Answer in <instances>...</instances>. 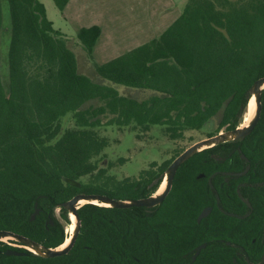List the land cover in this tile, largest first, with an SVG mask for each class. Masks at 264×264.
I'll return each instance as SVG.
<instances>
[{
  "label": "trees",
  "instance_id": "1",
  "mask_svg": "<svg viewBox=\"0 0 264 264\" xmlns=\"http://www.w3.org/2000/svg\"><path fill=\"white\" fill-rule=\"evenodd\" d=\"M53 1L61 11L69 0ZM6 3L10 39L6 84L0 79V231L44 248L57 249L64 243V228L55 211L68 220L60 204L77 194L125 201L146 198L156 188L147 190L157 174L151 169L124 180L99 169L98 159L108 142L96 129L116 126L145 134L158 126L176 141L183 132L200 131L217 118L215 133L233 131L249 89L264 77V0H187L157 39L92 67L94 78L79 72L73 49L91 58L99 27L81 28L71 39L53 28L39 0ZM1 4L0 0V30ZM117 87L153 94L136 100ZM93 101L99 104L86 106ZM260 104L251 134L205 149L199 156L236 145L251 171L264 181V89ZM67 115L74 127L61 130ZM195 158L178 168L177 181L186 177L185 167ZM171 161L160 166L159 173ZM86 176L89 181L82 182ZM35 205L39 214L30 221ZM140 209L83 204L77 210L79 233L65 255L42 258L0 243V264H174L202 243L206 247L193 264H230L234 254L224 242L238 238L246 245L244 238L252 231L260 234L264 224V217H250L239 237L230 231L234 219L225 214H212L196 224L194 213L193 227L181 228L177 212L146 214ZM8 249L24 255L5 256Z\"/></svg>",
  "mask_w": 264,
  "mask_h": 264
},
{
  "label": "rangeland",
  "instance_id": "2",
  "mask_svg": "<svg viewBox=\"0 0 264 264\" xmlns=\"http://www.w3.org/2000/svg\"><path fill=\"white\" fill-rule=\"evenodd\" d=\"M39 1L44 5L47 18L52 22L53 28L71 39H75L81 28L90 26L100 28L101 34L95 42L91 58L88 59L77 47L73 49L77 56L79 72L94 78L92 67L109 62L124 49L134 48L139 43L149 42L152 37H159L177 16L176 3L179 0H69L61 11L58 10L53 0ZM1 2L3 22L0 30V79L5 85L8 74L6 57L10 39V21L6 0H1ZM93 81L98 82L95 79ZM117 89L121 94L136 100H144L153 94L142 90H125L121 87ZM98 104L93 101L87 103L86 106H97ZM246 108L247 106L238 118V127H242ZM217 120V118L210 120L200 131L183 132L182 137L176 141L169 139L164 129L158 126H153L145 134L131 128L116 126L96 129L97 134L106 138L108 142V147L103 150L98 159V168L107 170V175L116 180L137 177L139 173L146 171L151 163H155L158 167L170 160L174 154L206 139L209 133L215 132ZM61 125V130L74 127L68 115ZM86 181H89L87 176L82 178V182ZM55 214L56 219L64 228L65 239H68L71 226L69 214L66 221L60 219L59 210H56ZM0 243L14 246L16 249H27L21 245L18 246L16 241L10 238H3Z\"/></svg>",
  "mask_w": 264,
  "mask_h": 264
},
{
  "label": "flooded vegetation",
  "instance_id": "3",
  "mask_svg": "<svg viewBox=\"0 0 264 264\" xmlns=\"http://www.w3.org/2000/svg\"><path fill=\"white\" fill-rule=\"evenodd\" d=\"M225 131L227 130L221 129L218 133ZM218 133H209L207 137L215 136ZM202 151L203 150L189 158L193 159L196 157L197 159L195 158L194 162L189 163L185 167V178L177 181L174 175L170 189L159 205L150 208L141 207L140 210H144L146 214L153 213L154 211L177 212L176 221L178 222L177 225H180L181 228H187L188 226L190 228L191 226L193 227L194 213H198L195 219L196 224H199L207 217L209 218L212 214H225V216L234 219L235 227L230 231L241 237L242 233L244 234V229H242L244 222L252 216L264 217V181L261 182L258 180L259 176L251 171L252 166L244 155L243 150L236 145L217 147L212 151L210 150L211 152L209 151V153L199 156ZM181 152L176 155L174 154L171 157L172 161ZM189 159L182 165L186 164ZM160 166H153L152 168L149 166L147 168V170L151 169L157 174L152 182L147 185V190H151L154 186H156V188L146 198L157 194L164 188L163 180H166L165 171L168 166L159 173ZM161 185H163L162 188ZM157 189L158 192L156 193ZM79 205L82 206L83 204L79 203ZM93 205L103 206L104 204L101 205L96 203ZM104 207L107 206L104 205ZM201 213L207 214L197 221ZM70 227L72 228V225ZM252 232L253 233L250 232L247 237L244 238L246 245L242 246L238 238L232 242H224L226 246L232 248V253L234 254L230 264H259L262 256H264V251L262 250L260 252L259 250L260 247L264 246V224L260 234L258 231ZM249 238H251L250 243L247 242ZM217 241H219L217 243L220 244L222 239ZM202 244H205L206 247V243ZM17 245L19 246V244ZM196 248L192 249L190 252H184L181 258H176V264H193L197 256L204 249L202 248L200 250L194 262L191 263L192 256L196 253ZM218 249L222 250L221 246H218ZM169 263L171 264V262Z\"/></svg>",
  "mask_w": 264,
  "mask_h": 264
},
{
  "label": "water",
  "instance_id": "4",
  "mask_svg": "<svg viewBox=\"0 0 264 264\" xmlns=\"http://www.w3.org/2000/svg\"><path fill=\"white\" fill-rule=\"evenodd\" d=\"M263 84H264V77L255 81L252 84L251 88L249 89V91L246 95V98H247L246 101L247 102L249 101V99L252 98V96L255 97V99H254L255 113H254V116L252 117L251 121L249 122V124L246 127L245 126L244 127H238L236 129H234L233 131H229V132L225 131L222 133H218L217 135L212 136V137L209 136L206 139H203V140L195 143L194 145L192 144L189 148L183 150L176 158H174V160L172 161L170 166H168L167 170L165 171L166 183H165V187H164L163 191L159 195L155 194L153 196H150V197L144 198V199H140V200L139 199H132V200L121 201V200L112 199L108 196H104V194H91V195L77 194L76 196H74L70 200H67V201L60 204L61 207L63 209H65L69 215H72L74 220H75L74 232L69 237V243L62 249H59L60 247L57 249L44 248V247L40 246L39 244L34 243L32 240H30L26 237L19 236V235H16V234H14L12 232H8V231H0V241L3 238L13 239L16 241L17 244H19L25 248H30V250H31L30 252L33 253V255L39 256L42 258L53 259L56 257H60L62 255H65L67 252H69V250L72 249V247L74 245L77 233H79V230H80V223H79V220L77 218V210L81 207V205H79L80 201H82V200H85L87 202L88 201H97L99 204L108 205V207L116 208V209H128L130 207L150 208V207H153L155 205L156 206L159 205L161 203V201L164 200L165 196L167 195V193L170 189V185L172 183V179L175 175L177 168L179 166H181L187 159H189L194 154L200 152L201 150H204V148H209V147L212 148L216 145H219V144H222L225 142L229 143L232 141L241 140L242 138H244V137H246L252 133L254 127L256 126V124L258 122V119H259V116L261 113L260 99H261V91H262V89H264V87H262ZM246 106H247V103H246ZM87 204H92V203H87ZM37 214H39V209L35 205V211L33 212V214L30 215V221H33ZM206 214L207 213H201L199 218L197 219V221H199L200 219L205 217ZM204 247H205V244H202L196 248V253L192 256L191 263L194 262L197 254H199L200 250ZM26 250H28V249H26ZM4 255L5 256L14 255L15 257H17V256H22L24 254L20 253V252H16L15 250L8 249L4 252ZM259 264H264V256H262Z\"/></svg>",
  "mask_w": 264,
  "mask_h": 264
},
{
  "label": "bare ground",
  "instance_id": "5",
  "mask_svg": "<svg viewBox=\"0 0 264 264\" xmlns=\"http://www.w3.org/2000/svg\"><path fill=\"white\" fill-rule=\"evenodd\" d=\"M262 87H264V84H263V86ZM254 99H255V97L254 96H252V98L251 99H249V101L247 102V108H246V116H244V121H243V124H242V127H246L248 124H249V122L251 121V119H252V117L254 116V113H255V102H254ZM165 183H166V180H164V187H165ZM163 187V185H161V188ZM164 189V188H163ZM163 191V190H162ZM162 191H159L158 193H157V195H159ZM80 204H85V203H92V204H96V203H98L97 201H85V200H82V201H80L79 202ZM102 205V204H101ZM104 206V205H103ZM105 206H107L108 207V205H105ZM69 219H70V221H71V225H72V228L70 227V235H72V233L74 232V228H75V220H74V218H73V216L72 215H69ZM70 237V236H69ZM69 243V238L68 239H66L65 240V242L63 243V245H61L60 246V248L59 249H62V248H64L67 244ZM28 250H30V248H27Z\"/></svg>",
  "mask_w": 264,
  "mask_h": 264
},
{
  "label": "crops",
  "instance_id": "6",
  "mask_svg": "<svg viewBox=\"0 0 264 264\" xmlns=\"http://www.w3.org/2000/svg\"><path fill=\"white\" fill-rule=\"evenodd\" d=\"M186 1L187 0H179V1H177V3H176V5H177V10H176V12H177V16L175 17V19L181 14V12H182V10L184 9V6H185V4H186ZM46 11V10H45ZM162 15V14H161ZM164 15V14H163ZM162 15V16H163ZM174 19V20H175ZM174 20L172 21V23L174 22ZM158 37H156V38H154V37H152V40H154V39H157ZM151 41V40H150ZM149 41V42H150ZM148 42H146V43H139V45H137L136 47H138V46H140V45H142V44H147ZM136 47H134V48H136ZM134 48H129L128 50H126V49H124L121 53H119V55H117L116 57H118V56H120V55H122V54H124V53H127V52H129V51H131L132 49H134ZM115 57V58H116ZM114 58V59H115ZM113 60V59H112Z\"/></svg>",
  "mask_w": 264,
  "mask_h": 264
},
{
  "label": "built area",
  "instance_id": "7",
  "mask_svg": "<svg viewBox=\"0 0 264 264\" xmlns=\"http://www.w3.org/2000/svg\"><path fill=\"white\" fill-rule=\"evenodd\" d=\"M8 246H10V245H8Z\"/></svg>",
  "mask_w": 264,
  "mask_h": 264
}]
</instances>
